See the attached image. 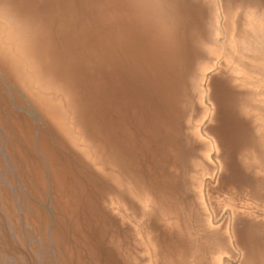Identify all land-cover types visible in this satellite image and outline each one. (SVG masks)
<instances>
[{
  "label": "rangeland",
  "instance_id": "obj_1",
  "mask_svg": "<svg viewBox=\"0 0 264 264\" xmlns=\"http://www.w3.org/2000/svg\"><path fill=\"white\" fill-rule=\"evenodd\" d=\"M0 264H264V0H0Z\"/></svg>",
  "mask_w": 264,
  "mask_h": 264
},
{
  "label": "bare ground",
  "instance_id": "obj_2",
  "mask_svg": "<svg viewBox=\"0 0 264 264\" xmlns=\"http://www.w3.org/2000/svg\"><path fill=\"white\" fill-rule=\"evenodd\" d=\"M19 73V72H18ZM24 75V74H23ZM24 78V77H23ZM27 79V78H26ZM27 86V85H26ZM33 86V85H32ZM41 89V88H40ZM38 91H40V90H38ZM40 93V92H39ZM45 93V92H44ZM44 95V94H43ZM43 95H41V96H43ZM40 97V96H39ZM46 103H47V101H46ZM49 104H51L50 102H49ZM48 105V104H47ZM52 105V104H51ZM56 109V108H55ZM56 111L58 112V110L56 109ZM59 113V112H58ZM60 114V113H59ZM62 122V121H61ZM60 126H61V124H60ZM62 126H63V124H62ZM61 126V127H62ZM64 129H62V131H63ZM66 135V134H65ZM143 206V205H142Z\"/></svg>",
  "mask_w": 264,
  "mask_h": 264
}]
</instances>
